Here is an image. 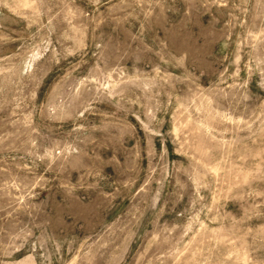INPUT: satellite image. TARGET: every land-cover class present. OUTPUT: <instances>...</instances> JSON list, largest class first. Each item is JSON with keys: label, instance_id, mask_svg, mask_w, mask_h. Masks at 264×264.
Masks as SVG:
<instances>
[{"label": "rangeland", "instance_id": "374dc122", "mask_svg": "<svg viewBox=\"0 0 264 264\" xmlns=\"http://www.w3.org/2000/svg\"><path fill=\"white\" fill-rule=\"evenodd\" d=\"M0 264H264V0H0Z\"/></svg>", "mask_w": 264, "mask_h": 264}]
</instances>
